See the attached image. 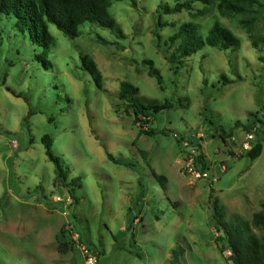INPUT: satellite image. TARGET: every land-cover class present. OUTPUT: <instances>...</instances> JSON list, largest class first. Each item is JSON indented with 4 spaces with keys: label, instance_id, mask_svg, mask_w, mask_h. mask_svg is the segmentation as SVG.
<instances>
[{
    "label": "rangeland",
    "instance_id": "1",
    "mask_svg": "<svg viewBox=\"0 0 264 264\" xmlns=\"http://www.w3.org/2000/svg\"><path fill=\"white\" fill-rule=\"evenodd\" d=\"M108 1L119 34L85 22L70 38L49 24V45L0 15V264H83L84 249L98 264H171L178 247L182 264H233L216 242L212 202L225 221L250 224L264 200V0L243 14L222 12L221 0L162 14L158 40L156 8L175 0ZM186 22L203 37L218 22L240 44L205 46L172 65L167 39ZM123 82L145 103L171 107L135 120L118 96ZM248 135L251 148L262 142L254 160L241 148ZM200 153L208 179L184 170L190 156L200 169ZM251 231L264 238V229Z\"/></svg>",
    "mask_w": 264,
    "mask_h": 264
},
{
    "label": "trees",
    "instance_id": "2",
    "mask_svg": "<svg viewBox=\"0 0 264 264\" xmlns=\"http://www.w3.org/2000/svg\"><path fill=\"white\" fill-rule=\"evenodd\" d=\"M211 2L212 0H175L172 5H158L156 8L158 18L154 28V35L157 40L160 38L159 31L167 25L161 22L160 16L162 14L170 15L179 13L182 10H192L194 3L209 5ZM108 6V0H0V15L13 16L15 18V27L19 31L27 32L38 43L49 45L53 39L49 32V24L54 25L65 36L70 38H75L79 35V27L85 22L96 24L119 34L115 20L108 12ZM218 6L222 12L243 14L253 6L260 7V3L258 0H221ZM239 44V38L218 22L212 25L205 37L198 32V28L194 23H183L167 39L166 43L168 47L172 48L168 57L172 65L181 64L183 58L197 53L205 46L226 51L238 47ZM39 57L46 61V52H42ZM81 60L84 67L92 75L96 85L101 87V75L93 61L86 56H82ZM145 64L148 66V74L155 77L162 88L163 79L159 71L153 67L151 61H146ZM177 69L178 67L176 66L175 72ZM222 84H226L224 79ZM118 96L121 100L128 102L134 119L137 121H143L139 116L148 118L171 107V103L168 102L163 104L154 101L145 103L137 96V89L126 82L121 83ZM41 141L44 146L45 156L54 165L56 178L63 181L66 180L67 173L62 167L59 157L52 153V138L49 135H44ZM261 151L262 142L258 140L247 152V156L254 160L260 156ZM107 158L116 164L134 167L132 162L115 159L111 154H107ZM198 160L200 169L204 170L202 153L198 155ZM153 174L164 187V177L154 172ZM212 210L213 226L218 234L216 242L221 243L222 252H229L228 259L233 264H264V238L257 237L251 231V227L264 229V200L261 203V210L253 214L250 224L225 221L223 212L215 201L212 202ZM182 255V248H175L172 251L171 264H182Z\"/></svg>",
    "mask_w": 264,
    "mask_h": 264
},
{
    "label": "built area",
    "instance_id": "3",
    "mask_svg": "<svg viewBox=\"0 0 264 264\" xmlns=\"http://www.w3.org/2000/svg\"><path fill=\"white\" fill-rule=\"evenodd\" d=\"M251 139H253L252 135H248L241 143V148L245 151H249L251 149ZM184 146H187L186 143H184ZM193 154L195 152H192ZM184 170L192 176L194 179H208L209 178V172L208 170H200L196 168V157L190 156L188 159L184 161ZM210 179H212V175H210ZM84 262L83 264H98L97 256L84 249Z\"/></svg>",
    "mask_w": 264,
    "mask_h": 264
}]
</instances>
